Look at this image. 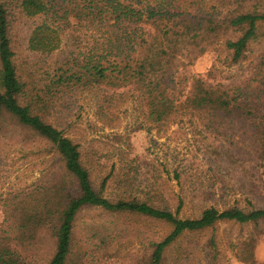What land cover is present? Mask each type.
I'll return each mask as SVG.
<instances>
[{"label":"rangeland","instance_id":"rangeland-1","mask_svg":"<svg viewBox=\"0 0 264 264\" xmlns=\"http://www.w3.org/2000/svg\"><path fill=\"white\" fill-rule=\"evenodd\" d=\"M184 2L218 21L237 10L234 0ZM41 22V18L20 17L11 31L19 74L38 88L53 79L57 61L67 59L77 48L86 51L101 37L100 32L65 34L64 48L45 56L28 46ZM238 37L239 32H219L212 40L200 42L198 49L205 54L187 67L185 75L189 81L205 78L224 85L233 95L242 85L248 90L260 87L264 103V23L259 24L246 58L232 64V52L225 42ZM121 92L79 89L45 116L80 146L95 187L100 189L107 181L106 198L140 199L173 212L182 205V218H197L210 207L220 211L231 206L264 208V162L259 158V141L264 136L257 143L249 140L253 133L250 121L183 113L172 121L153 124L145 118L136 96ZM104 95H109V104L103 102ZM257 122L263 130L264 119ZM13 128L9 140L0 139V237L13 236V224L7 219L12 203L53 182L51 174L56 176L61 169L35 135ZM170 232L164 223L85 209L76 222L75 252L84 264H146L151 243ZM39 245L38 256L31 258L34 264H44L54 253L50 236L42 237ZM250 251L252 258L247 255ZM164 264H264V222H219L202 232L185 234L166 252Z\"/></svg>","mask_w":264,"mask_h":264},{"label":"trees","instance_id":"trees-1","mask_svg":"<svg viewBox=\"0 0 264 264\" xmlns=\"http://www.w3.org/2000/svg\"><path fill=\"white\" fill-rule=\"evenodd\" d=\"M234 5L237 10L218 21L183 0H0V139L9 140L13 127L28 131L61 164L56 176L51 174L53 182L12 203L7 219L13 224V236L0 237V264H34L31 258L38 256L45 235L54 239L55 249L44 264H84L75 252L76 222L83 210L91 208L171 227L165 238L151 243L146 264H164L166 252L185 234L219 222H264V208L231 206L220 211L210 207L197 218H182V205L173 212L140 199L112 201L103 195L106 180L100 189L93 184L80 146L45 118L73 91L123 90L122 95L136 96L153 124L183 113L248 120L253 128L249 140L257 143L264 136L257 122L264 119V112L259 116L264 111L260 87L248 90L242 85L233 95L224 85L205 78L189 81L185 75L187 67L205 54L198 49L200 42L212 40L215 33L239 32L237 40H227L225 45L232 52V64L246 58L259 24L264 23V0H234ZM20 17L42 19L28 46L45 56L64 48L65 34L100 32L101 37L86 51L77 48L57 61L53 79L38 88L21 78L15 62L11 31ZM77 51L81 53L76 55ZM104 96L103 102L109 104V95ZM259 147L264 162V139Z\"/></svg>","mask_w":264,"mask_h":264}]
</instances>
